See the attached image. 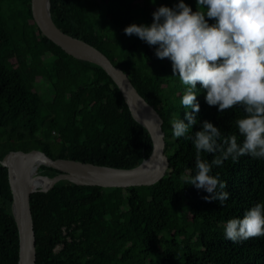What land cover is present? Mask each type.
<instances>
[{
	"label": "trees",
	"instance_id": "trees-1",
	"mask_svg": "<svg viewBox=\"0 0 264 264\" xmlns=\"http://www.w3.org/2000/svg\"><path fill=\"white\" fill-rule=\"evenodd\" d=\"M138 1L50 0V15L60 30L121 68L158 111L169 166L152 185L119 188L61 180L47 192L32 193L36 264H264V236L239 243L224 236L228 220L264 203V159L243 156L213 167L211 174L227 183L229 199L223 206L205 201L210 195L205 190L184 184L183 178L196 172L195 147L173 135L171 122L187 123L185 111L191 109L181 104L187 86L172 76L169 59L155 56L156 46L123 31L131 24L150 25L158 7L172 8L178 0ZM184 3L193 12L200 10L196 0ZM37 76L46 79L45 98L34 89ZM197 89L200 111L192 132L206 120L223 136L237 134L242 142L235 124L244 117L242 109L220 112L207 105L199 84ZM0 128V160L8 151L37 149L53 159L127 169L152 151L149 133L133 118L113 80L47 39L32 19L30 0H0ZM37 172L59 173L45 165ZM11 202L7 169L0 164V264H17L18 259Z\"/></svg>",
	"mask_w": 264,
	"mask_h": 264
},
{
	"label": "clouds",
	"instance_id": "clouds-1",
	"mask_svg": "<svg viewBox=\"0 0 264 264\" xmlns=\"http://www.w3.org/2000/svg\"><path fill=\"white\" fill-rule=\"evenodd\" d=\"M196 5L200 10L195 12L184 0L172 8L160 6L150 25L131 24L123 31L156 46L155 56L169 59L172 76L187 86L181 98L183 108L191 109L185 111L187 123L171 122L173 135L191 140L195 147L196 172L184 177V184L205 190L210 194L205 201L223 206L229 199L227 183L211 174L213 167L243 156L264 159V0H196ZM197 84L207 105L220 112L242 109L244 117L235 121L242 142L237 134L223 136L206 120L201 130L192 132L200 111ZM202 153L212 154V160ZM224 236L234 243L264 236V203L228 220Z\"/></svg>",
	"mask_w": 264,
	"mask_h": 264
},
{
	"label": "water",
	"instance_id": "water-1",
	"mask_svg": "<svg viewBox=\"0 0 264 264\" xmlns=\"http://www.w3.org/2000/svg\"><path fill=\"white\" fill-rule=\"evenodd\" d=\"M31 16L40 32L67 54L99 66L116 84L133 118L145 127L152 141L150 155L135 167L122 169L72 159L49 157L44 152L12 150L0 164L7 169L12 195L11 212L18 232L17 264H36L35 233L30 196L47 192L57 182L67 180L77 185L119 187L152 185L164 176L169 159L164 153L163 119L131 83L127 74L113 65L100 50L60 30L50 15V0H30ZM40 165L59 173L54 176L37 172Z\"/></svg>",
	"mask_w": 264,
	"mask_h": 264
},
{
	"label": "rangeland",
	"instance_id": "rangeland-1",
	"mask_svg": "<svg viewBox=\"0 0 264 264\" xmlns=\"http://www.w3.org/2000/svg\"><path fill=\"white\" fill-rule=\"evenodd\" d=\"M102 2L104 3L105 0H102ZM138 2L140 3V0ZM4 6H6V4H4ZM29 43H34V42L32 40H30ZM38 45L39 44L37 43L36 46L33 47V50H32L34 58L38 57V48H39ZM9 61L11 62V63L10 62L9 63L12 65H14V63H16V59L14 57L10 58ZM34 89H36L41 94L42 97H44V98L47 97L49 90H48L46 79L44 76L43 77H41V76L36 77ZM3 139H4V134L0 128V144L2 143ZM54 140H55V138H54ZM56 141H57V139H56ZM172 162L174 164L179 163V159H178L177 155H174ZM56 249H58V247Z\"/></svg>",
	"mask_w": 264,
	"mask_h": 264
}]
</instances>
